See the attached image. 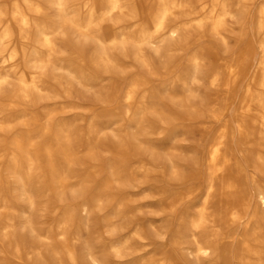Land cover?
<instances>
[{
    "label": "bare ground",
    "instance_id": "6f19581e",
    "mask_svg": "<svg viewBox=\"0 0 264 264\" xmlns=\"http://www.w3.org/2000/svg\"><path fill=\"white\" fill-rule=\"evenodd\" d=\"M198 1L0 0V96L10 97L6 98L9 99L8 104L0 106V113H4L0 117V130L10 133L12 123L24 116L30 126L26 134L17 131L10 133L12 151L6 173L14 175L19 183L18 187L9 190L10 193H15V199L25 197L30 214L36 206L34 191L37 189L34 183L37 178L33 171L40 170L42 166L39 159L41 147L34 142L33 130L40 121L37 115L40 107L45 110L46 120L42 125L44 134L51 133L53 129L54 113L66 108H50L51 102H60V92L56 87L47 86L46 81L54 77L62 84L65 78L64 75L49 72L47 67L57 64L54 54L59 50V42L54 37L55 31L70 27L77 33L79 41L68 44L78 56L75 62L61 67L80 84L97 87V103L102 107L121 101L126 103V114L135 121L136 131L132 141L126 140L121 144L123 157L136 159L135 163L143 169L148 179H152V167L159 162L157 148L144 136L148 127L145 121L150 113L158 116L161 122L182 116L190 117L191 123H213L208 127L203 146L190 153V171L171 157L173 148H169L167 154L171 157L170 180L174 182L166 183L160 188L163 192L160 202L165 206L167 196L164 193H175L176 186L190 178V219L185 220L183 229L180 228L174 237V243L185 245L192 257L191 264H206L205 259L218 260L219 264H264V4L254 13L255 10L253 12L249 8L236 10L228 0H211V8L203 11L206 4L198 10ZM207 1L205 0L206 3ZM4 2H10V7ZM47 7L55 8L58 19L53 20L49 16ZM32 13H35V16L31 15ZM228 15L250 18L249 29L256 32L263 51L255 73L247 78L241 111L231 116L220 115L217 111L220 102H215L226 96L229 105L238 96L239 82L250 68L252 41H248L235 58H229L225 67L207 72L202 69V61L208 54H220L216 52L214 45L201 46L190 57L192 68L176 73L179 86L175 87L170 83L164 88L157 84L160 74L150 65L143 48L144 43L157 45L168 42L169 46H172L177 41L185 46L190 38L187 34L189 24L194 19L198 20L201 33L210 31L223 35L228 29ZM132 20L139 26L137 31L131 33L127 27ZM117 29H120L119 32H116ZM223 40L226 49H230L229 42L224 38ZM91 45L92 48L89 49L88 46ZM156 47L159 50V47ZM207 49L210 51L207 52ZM123 57H132L149 67L154 77L148 79L140 74L128 73ZM172 63L171 59L166 65ZM223 73L225 76L220 83ZM107 75L112 80V85L107 92H103L98 84ZM13 77L16 83L11 92L7 93L3 86L12 83L10 79ZM205 77L209 79V86L214 92L202 98L201 94H195L193 84ZM258 85L261 88L256 92L255 87ZM46 95L50 100L47 99L46 103L41 104ZM166 97L181 109L170 107L166 110ZM254 100L258 102V108L253 104ZM22 103H28L30 106L21 107ZM6 109L7 111H3ZM204 109L209 110L211 114L204 116ZM113 111L117 109L113 108ZM105 129L106 126L100 127L92 120L87 132L81 136L74 123L58 122L53 132L58 148L54 150L47 141L43 143L47 170L42 169L41 174L48 177L46 182L50 181V190L55 192L60 201L64 200L68 188L72 187L70 177L79 172L76 168L79 162L78 154L84 151L90 159L98 158V150L106 134ZM143 143L152 150L151 158L147 161L131 151V147ZM2 144L0 139V145ZM109 165L111 167L113 164ZM134 173L113 169L107 179L108 184L95 191L91 198L92 204L85 202L82 212L89 216L95 208L101 209L104 197L110 199L111 208L118 214L129 205L132 211L141 208L142 205L130 204L132 197L151 189L152 185L143 188L137 184L130 185ZM163 174L164 169L153 180L157 179L158 182ZM2 175L0 172V179ZM3 191L0 193V241L8 240L9 251L19 260H23L32 252L35 264H46L42 241L36 239L34 245L30 246L32 251H29L25 236L18 233L13 221L16 206L7 203L8 198ZM86 192L85 189H75L73 197L77 199L86 195ZM73 211L75 209L71 205L64 207L62 211L59 229L60 234L64 235L61 243L63 249L57 251L54 246L51 249L60 264H64L67 258L71 264H87L71 243V240L79 239V227H76L75 234L67 235V227L74 221ZM30 214L26 216L25 223L31 231L36 232L38 229L34 227ZM111 217L112 215L106 216L108 222ZM125 222H129V219ZM124 225L113 222L108 230L118 234ZM133 231L143 239L149 238L145 228L135 226ZM110 246L114 254L121 257L132 245L128 237L121 238L118 234ZM87 249L93 264H112L103 257L99 258L89 242ZM134 259L131 264H153L144 259ZM184 263L183 258L173 256L166 264Z\"/></svg>",
    "mask_w": 264,
    "mask_h": 264
},
{
    "label": "rangeland",
    "instance_id": "374dc122",
    "mask_svg": "<svg viewBox=\"0 0 264 264\" xmlns=\"http://www.w3.org/2000/svg\"><path fill=\"white\" fill-rule=\"evenodd\" d=\"M74 0H70L73 2ZM234 9L249 8L254 13L256 10L264 4V0H228ZM204 3V4H202ZM9 8L10 2H4ZM206 4V5H205ZM205 5L203 11H208L211 8V0L207 3L205 0H199L196 8L199 10L201 6ZM49 16L56 20L55 8L47 7ZM199 14V13H198ZM196 14V16H198ZM31 15L35 16V13ZM39 20L41 21L42 18ZM250 18H243L242 16L228 15L226 17L227 30L223 35L213 34L210 31L205 34L201 33L198 20L194 19L189 24L188 35L189 43L185 46L177 41L174 45L169 46L168 42L158 43L157 45L151 43H144L143 48L146 58L150 65L158 70L160 76L157 78V84H160V88H164L167 85L174 84L175 87L179 86L176 78L179 72H183L192 68V62L190 57L200 49L201 46L208 47V45H214L216 52H219V56L208 54L206 59L202 61V69L204 72L223 68L229 58H235L237 54L243 49L248 41L253 42L252 51L250 53V68L246 75L239 82L238 96L227 105L226 96L221 100L216 101L219 103L217 111L220 115H235L239 113L240 108L244 102V89L247 82V78L252 76L259 64L261 56L263 54L262 47L256 32H252L249 29L248 20ZM139 24L132 20L128 24V31L135 32L138 30ZM117 29L116 32H119ZM105 33V31H103ZM54 37L59 42V50L54 54L56 59V65H50L47 70L56 75H64L62 84L57 82V79L51 77L46 81L47 86L56 87V90L60 92V102H51L50 108H60L66 106L64 110H58L54 113L53 125L56 126L58 122H72L77 127L79 135L83 136L87 130L89 123L94 120L100 127L106 126L104 141L100 149L98 150V158L90 159V157L83 151L78 154L79 162L76 164V168L79 172L70 177L72 187L68 188L64 200L56 196L55 192L50 190V181L46 182L48 177H43V170H47V156L45 151L46 141L55 150L58 144L55 142L54 126L49 134H44L42 131V125L46 118L44 117V109L40 107L37 115L40 121L37 122V126L34 127L33 133L35 135L34 142L41 148L39 151V159L42 163L40 170H34L33 174L37 178L34 185L37 190L34 191L36 206L30 214L26 207V199L24 196L15 199L14 192L10 193L9 190L18 187L19 183L16 182L14 175L6 173L7 164L11 156V134L15 131L26 134L29 124L27 123V117L24 116L18 121L12 123L11 132H2L0 130V139H2V145H0V172L3 174L0 179V193L1 189H5L3 194L7 196V203L16 206V211L13 212V221L17 227V231L20 235H24L29 251H32L34 245L33 242L36 239L42 241V252L45 255L46 264H60L57 258L54 256L51 247H55L57 251H61V246L64 240V235L60 234V222L62 220V211L66 206H72L74 221L67 227V235L75 234L76 227H79V239L71 240L75 250L78 254L85 259L87 264H93L89 259L87 242L97 252L99 258L103 257L112 264H131L137 260L144 259L153 264H166L173 256L181 257L184 259V264H191L192 257L185 249V245H178L174 243V237L179 229H183L185 220L190 219V178L179 183L176 186L175 193L167 191V205H161L160 198L163 195L161 187L166 183H172L174 180L171 178V162L170 158L179 161L183 164V167L190 171V153L194 152L196 148L202 147L207 138L208 127H211L213 123L197 124L190 122V117H177L174 119L168 118L165 122H161L158 116L155 114H149L148 120L145 123L148 125L145 137L157 148L159 153V162L154 169L151 178L148 179L144 174L143 169L139 168L138 163H135L136 159H125L122 153L121 144L126 140L133 139L135 134V121L126 114V103L121 101L120 103L110 105L108 107H102L100 103H97L96 88L88 87L80 84L76 79L69 76L67 71L61 67V65H68L71 62H75L77 53H73L69 42L79 41L77 33L70 27H65L63 30L57 29L54 33ZM229 42L230 49H226L224 40ZM159 50H157V47ZM88 48H92L88 46ZM210 51L209 49L206 50ZM237 51V52H236ZM222 57V59H218ZM126 61V69L130 74H140L141 76L152 79V70L135 61L132 57L122 58ZM173 60L172 64L166 63ZM167 66V67H166ZM2 67L0 66V69ZM42 71V70H39ZM224 73L220 76V83L223 82ZM12 83L3 86V90L10 93L16 79L13 77L10 79ZM120 82V79L118 80ZM100 85V86H99ZM112 85V80L109 76L104 77L102 82L98 84L103 92H107ZM195 94L200 97L206 98L208 93H213L214 90L209 86V79L207 77L201 78L200 81L194 82ZM256 92H259L260 86L255 87ZM180 90V87L178 88ZM69 91V92H68ZM50 93V92H49ZM46 95L41 104L50 100ZM10 98V97H6ZM2 98L0 96V106L3 107L9 103V99ZM48 99V100H47ZM258 108V102L253 101ZM28 103H22L21 107H29ZM137 107V106H136ZM170 107L176 110H180L181 107L177 104L171 103L169 97L164 100V108L168 110ZM113 108L117 111H113ZM5 109V108H4ZM110 109V110H106ZM112 109V110H111ZM94 110V111H92ZM254 111L256 108L253 109ZM258 110V109H257ZM3 111H7L3 110ZM106 111V112H105ZM211 113L209 110L204 109V116H209ZM4 113H0V117ZM185 116V115H184ZM150 125V126H149ZM161 126H164L161 128ZM9 133V134H8ZM25 136V135H24ZM173 148L170 154H167ZM132 152H136L138 157H142L146 161L151 158L152 150L145 143L138 146L131 147ZM133 159V160H132ZM124 160V161H123ZM126 162V163H124ZM109 163L113 164L111 167ZM126 164V165H125ZM102 165V166H101ZM101 166V167H99ZM121 171H134V178H132L131 184H137L140 187H147L152 185L151 189L140 192L132 197L131 205H142L141 208H136L134 211L130 210V205L126 209H121L120 214L111 207V201L107 197H104L103 207L101 209L95 208L94 211L88 216L82 212V206L85 202L92 204V196L95 191L102 185L108 184V177L112 170ZM160 180L157 182L153 180L157 178V175L162 173ZM43 175V176H42ZM39 177V178H38ZM149 181V182H148ZM155 183V184H154ZM157 183V184H156ZM112 184L117 185L116 182ZM85 189L86 195L80 196L77 199L73 197V190ZM177 191V192H176ZM20 194V193H19ZM20 196V195H19ZM169 197V198H168ZM30 214L34 227H37V233L30 230V227L26 225V216ZM112 215L110 222L107 221L106 216ZM129 219V222H125ZM121 225L125 224L120 230L121 238L128 237L131 242V248L127 249L124 256L118 257L111 249L112 242L116 239L118 234L110 232L109 225L113 222ZM135 226H140L148 231L149 238L143 239L139 234L133 231ZM2 231L0 230V235ZM39 234V235H38ZM89 240V241H87ZM8 240L5 242L0 241V264H35L33 259V253L26 255L23 260H19L9 251ZM64 264H71L70 261L65 259ZM206 264H219L218 260L205 259ZM138 262V261H136ZM135 264V263H134Z\"/></svg>",
    "mask_w": 264,
    "mask_h": 264
}]
</instances>
